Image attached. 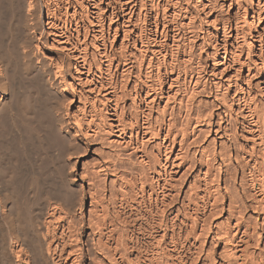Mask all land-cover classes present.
I'll return each mask as SVG.
<instances>
[{"label": "bare ground", "instance_id": "obj_1", "mask_svg": "<svg viewBox=\"0 0 264 264\" xmlns=\"http://www.w3.org/2000/svg\"><path fill=\"white\" fill-rule=\"evenodd\" d=\"M0 264H264V0H0Z\"/></svg>", "mask_w": 264, "mask_h": 264}, {"label": "rangeland", "instance_id": "obj_2", "mask_svg": "<svg viewBox=\"0 0 264 264\" xmlns=\"http://www.w3.org/2000/svg\"><path fill=\"white\" fill-rule=\"evenodd\" d=\"M221 2L223 1V0H220ZM228 6V5H227ZM227 6H225V7H227ZM237 10V7L235 8V9H233V7L229 10V14L231 15V17H232V15H233V12H235ZM232 11V12H231ZM224 14H226L225 12H224ZM19 32H17V35L19 36V34H18ZM21 36V35H20ZM22 37V36H21ZM35 115V114H34ZM34 118H35V116H34ZM32 124H34V122L32 123ZM25 135H26V141H27V139H28V141H27V143L29 144L28 146H27V148L29 147V149H28V151L30 150V154H31V158L33 157L32 155H34V156H37L38 157V159H37V157H36V161H34L33 159V161L36 163V165H37V167L39 168L40 167V170H42V169H49V170H42V173H43V175H44V177L46 178V181L48 182H46V184H49V186L52 184V182H54V187H53V185H51L52 187H50V190H53V191H55V194H58L59 193V195H58V197H60V194H61V198H59V199H61L60 201H65V202H68L69 201V199L71 198V197H73L72 199L74 200L75 198H76V196H77V192L78 191H80V188H79V190H78V186H77V184L75 183V182H70L69 180V175H70V173L72 172V174H76V180H80V175H81V171H82V169H83V163H84V161L85 160H87V159H90L91 158V156H92V153H93V149L94 148H90V150L89 149H87V150H85L84 148H82V147H76L75 149H73L71 152V154H69L70 153V151H68V150H66V151H68L67 153H66V151L64 152L61 148H60V146L58 145V142L56 143L55 141H56V139H54L53 138V136H51V139H50V141H48V140H46L45 141V139L43 140H38L37 138H36V136L34 135V134H32L30 131H27V133H25ZM31 137H32V139L34 140V141H32L31 140ZM29 138H30V140H29ZM53 139V140H52ZM30 141H32V142H30ZM42 141H44V142H42ZM51 141H54V145H52V143H50ZM35 142H36V144H38L39 143V148L37 147V145H35ZM46 142H47V145H46ZM34 144V146H33V144ZM41 143V144H40ZM50 143V145H49V147H48V144ZM55 143L57 144V145H55ZM32 144V145H31ZM44 146L46 149H47V151H46V149H44V147L42 148V146ZM33 146V149H34V151H33V149L31 148ZM40 146H41V148H40ZM50 146H52V147H50ZM50 148H51V150H50ZM52 148H54V150H52ZM42 151L43 149V151L41 152L40 150ZM50 150V151H49ZM85 150V151H84ZM108 150V149H107ZM52 151H57V152H52ZM75 151V152H74ZM33 152H34V154H33ZM50 152V153H49ZM58 152H60V154H57ZM48 153V154H47ZM25 154V153H24ZM45 154V155H44ZM47 154V155H46ZM69 154V155H68ZM75 154V155H74ZM41 155L43 156V157H41ZM64 155V156H63ZM99 155H100V153H99ZM106 155H109L108 154V152H106ZM54 156V157H53ZM56 157V158H55ZM62 157V158H61ZM33 158H35V157H33ZM57 159V160H56ZM46 161V162H45ZM90 161V163H92V159H90L89 160ZM39 163V164H38ZM41 164V165H40ZM48 167H50V168H48ZM56 170H55V169ZM58 168V169H57ZM64 169V170H63ZM68 170V171H67ZM73 170V171H72ZM176 170V169H175ZM48 174V172H50L49 173V175H51V177H47V174L45 173V172ZM61 171V172H60ZM63 171V172H62ZM69 171H71V172H69ZM69 172V173H68ZM41 173V174H42ZM64 174V175H63ZM65 177V179L67 180V181H69V182H65L64 181V177ZM62 176V177H61ZM61 177V178H60ZM67 177V178H66ZM51 178V179H50ZM52 182H51V181ZM62 181H63V183H65V186H63L64 184L62 183ZM60 183H62V184H60ZM57 184V185H56ZM72 184V185H71ZM66 186H67V188H66ZM84 186H85V188L87 189V183L86 182H84ZM75 187V188H74ZM63 188H66V189H62ZM183 188V187H182ZM85 189V190H86ZM186 189V187H184V190ZM60 190H62V192L60 193ZM24 191H26V190H22L21 191V193L19 194V198L21 199V200H23L24 198H25V195L27 194V192H28V190H27V192L25 193ZM59 191V192H58ZM64 191V192H63ZM75 192V193H74ZM64 193V194H63ZM22 194V195H21ZM29 194H31L30 193V191H29ZM29 194H28V196H29ZM21 196V197H20ZM24 196V197H23ZM27 196V197H28ZM39 202H40V200H39ZM84 203H85V206H86V209H87V211H88V207L90 206V197H89V195L87 194L86 196H85V199H84ZM33 206H36L35 208H33ZM32 207H31V209L29 210V211H25V216L27 217V218H29V217H33V215L34 216H36L37 218H38V213L36 212L37 211V205L35 204V205H33ZM36 209V210H35ZM31 210H32V212H31ZM34 213H36V215L34 214ZM31 214H33V215H31ZM224 213H222L221 215H218V216H216L217 218H219V217H221L222 215H223ZM31 215V216H30ZM107 215H108V213H107ZM225 217V216H224ZM85 220L87 221L88 220V215L85 217Z\"/></svg>", "mask_w": 264, "mask_h": 264}]
</instances>
